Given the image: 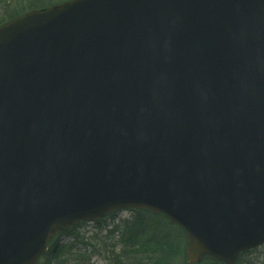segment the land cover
<instances>
[{
	"label": "water",
	"instance_id": "obj_1",
	"mask_svg": "<svg viewBox=\"0 0 264 264\" xmlns=\"http://www.w3.org/2000/svg\"><path fill=\"white\" fill-rule=\"evenodd\" d=\"M187 257L264 243V0H70L0 25V264L122 209Z\"/></svg>",
	"mask_w": 264,
	"mask_h": 264
},
{
	"label": "trees",
	"instance_id": "obj_2",
	"mask_svg": "<svg viewBox=\"0 0 264 264\" xmlns=\"http://www.w3.org/2000/svg\"><path fill=\"white\" fill-rule=\"evenodd\" d=\"M61 1L65 0H0V24L23 13L43 9ZM170 225L163 217L147 210H140L136 212L132 220L123 221L122 225H117L110 231V234L120 233L121 236L127 238L129 251L140 255L132 261V264H173L177 258L183 256L186 238L178 227L174 226V231L168 229ZM74 229V227L70 228L64 233H75ZM147 247L151 249L149 253H146ZM60 251H62V246L55 238L38 264H51V260L58 256ZM253 252L255 251L243 254L240 264ZM207 262V264H218L212 259Z\"/></svg>",
	"mask_w": 264,
	"mask_h": 264
},
{
	"label": "rangeland",
	"instance_id": "obj_3",
	"mask_svg": "<svg viewBox=\"0 0 264 264\" xmlns=\"http://www.w3.org/2000/svg\"><path fill=\"white\" fill-rule=\"evenodd\" d=\"M136 212L122 211L105 218L100 224L84 223L72 234L59 237L62 251L51 260V264H132L140 255H135L127 247V238L120 233L110 234L123 221L132 220ZM174 226L168 229L174 231ZM151 249L146 248V253ZM173 264H188L186 257L180 256ZM242 264H264V246L255 250Z\"/></svg>",
	"mask_w": 264,
	"mask_h": 264
}]
</instances>
